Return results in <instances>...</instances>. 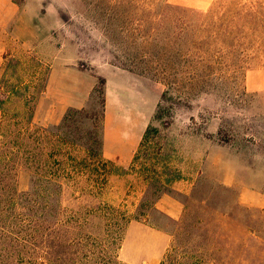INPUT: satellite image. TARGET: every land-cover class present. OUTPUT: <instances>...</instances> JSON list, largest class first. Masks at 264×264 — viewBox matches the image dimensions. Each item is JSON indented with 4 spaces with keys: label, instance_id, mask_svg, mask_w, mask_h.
Masks as SVG:
<instances>
[{
    "label": "rangeland",
    "instance_id": "1",
    "mask_svg": "<svg viewBox=\"0 0 264 264\" xmlns=\"http://www.w3.org/2000/svg\"><path fill=\"white\" fill-rule=\"evenodd\" d=\"M3 1L0 85H18L29 100L14 97L9 117L31 112L36 126L58 124L70 107L91 105L103 76L110 151L126 158L131 144L136 150L149 134L134 163L133 155L103 165L81 145L69 146L77 168L54 163L69 158L47 134L52 157L46 153L48 164L36 179L55 171L61 186L25 198L31 172H18L16 202L0 214V264H264V207L244 202L250 196L241 193H264V26L255 31L244 12L264 0H235L241 13L227 19L239 27L231 37L195 30L187 13L223 0ZM1 117L0 111V127ZM220 128L230 141L220 142ZM230 156L237 184L229 188L221 181ZM199 169L192 188L184 182L174 188L176 176L195 177ZM155 179L167 190L163 195L179 200L178 221L186 211L206 208L199 236L189 229L175 241L163 228L179 226L152 210L133 218L160 185ZM205 196L206 205L200 204ZM246 222L253 235L246 236Z\"/></svg>",
    "mask_w": 264,
    "mask_h": 264
},
{
    "label": "trees",
    "instance_id": "2",
    "mask_svg": "<svg viewBox=\"0 0 264 264\" xmlns=\"http://www.w3.org/2000/svg\"><path fill=\"white\" fill-rule=\"evenodd\" d=\"M238 11L236 10L235 0H223L216 3L213 7H210L207 11L188 10L187 13L191 17L189 20L196 19L197 25L195 30L202 33H207L209 37L214 33H216L219 37H231L230 35L237 31L239 27H236L235 25H233L234 23H231L233 20L228 21L227 19L229 17L230 19H234L237 13H241ZM244 12L246 13L245 16L249 17V19L245 17V22L253 24V28L255 31H258L260 28H262L260 26H264L263 2L256 1L255 3H252ZM221 19H223V22L221 21ZM187 30H194L192 24L190 29L189 23V25L187 26ZM0 86V111L2 112L0 127V214L6 212L7 209L13 206L16 202V200H14L16 195L18 194L16 182L18 172L21 171V169L31 172L29 190L21 193L25 198L31 195H37L38 197V189H43L44 186H46L47 189H51L50 187H53L54 190H57V188L61 186L59 182L55 181V171L52 172L54 177L43 180V182L41 179H36V175H38L39 172L42 173V171H44L45 169L44 167H46L48 164V161L43 159L46 153L48 152V160L52 157V151L50 152L52 147L48 149L45 143L47 141V139L45 138L47 137V134H51L52 137L56 138V140L58 141V146H62L61 152H67L66 157L69 158L67 159V161H54L56 165L66 163L72 168L76 167V165L72 163L75 158H73L71 153L67 151V147L74 144H78L83 147L87 158H93L103 165L111 162V160L106 159L103 155L104 128L106 117L105 77H98V81L91 93L92 100L89 107H70L63 116L61 122L50 127L36 126V124L33 123V115L31 112H28L27 115H25L24 113V115L20 119H18L17 116H15V118L14 116L9 117V111L7 110L9 102H11L14 97L23 99V95L19 93L20 91L18 89V85H6L5 83L4 85L2 84ZM1 88L4 89L2 90ZM97 97L98 109H96L95 111L94 106L95 99ZM165 99L166 92L163 93L162 101H164ZM23 100H25L24 104H27L29 101L27 98ZM160 111L161 105L159 103L156 115L157 118H160ZM5 121L8 124H13L14 126H16V129H13L12 131L7 130V128L4 126ZM86 121H91L88 129L85 128ZM33 125L35 129H32ZM148 134L149 130L147 129L142 138V141L140 142L134 154L133 163L138 161L140 157V149L144 145V142L148 140ZM218 135L220 137V142L225 143L231 140L228 139V137H223L222 128L219 129ZM161 150V147H158L155 151L156 155L161 154ZM154 158L160 159L156 158V156L151 157V159ZM169 172L170 171H168V173ZM106 178L107 177L105 175L103 181H106ZM179 178L180 176L178 175L174 178V180ZM167 181L169 180L165 179L163 182ZM155 182L159 183L160 185L158 186L154 184L156 191H154L151 196H149L148 194L145 195L143 202L140 204V210L137 211L133 218L140 221L143 216L146 217L152 211H154L162 217L170 220L174 226H179V228L176 227L173 230L163 228V230L169 232L175 237V241L176 236L178 234L181 235V231L185 232L187 235H190V231L192 233V231L195 230L197 232V236H199L201 229L204 228L208 223V211L206 210V208H202V210L197 213L186 211L185 217H183L181 222L177 219L172 218L165 212L161 211L156 205L160 197L168 192L166 189H161L163 187V183L161 184V181L159 179H155ZM207 200V196L199 197L198 199L200 204L204 205H206ZM237 207H240V203L238 202L236 203V208ZM144 208H146L147 210L149 208L150 209L148 211H143ZM248 209L246 206L244 210ZM226 214L227 213L223 211V215L226 216ZM123 219L124 216H122L121 220ZM243 224H245V227L249 232L246 236L253 235V233L255 232L254 227H250L249 223L247 222ZM189 239V236H187L186 240L188 241ZM262 245L264 246V241ZM187 247L188 245H181L179 248Z\"/></svg>",
    "mask_w": 264,
    "mask_h": 264
},
{
    "label": "crops",
    "instance_id": "3",
    "mask_svg": "<svg viewBox=\"0 0 264 264\" xmlns=\"http://www.w3.org/2000/svg\"><path fill=\"white\" fill-rule=\"evenodd\" d=\"M3 3L4 4L8 3V0H4ZM12 8L13 10H15L14 5L12 6ZM1 22L2 20L0 19V25H1ZM110 136H112V131L109 128V119H108V114L106 113L105 128H104V145H103L104 157L109 160L118 159L122 162H126L129 158H131L135 154L137 149L136 150L134 149V146H135L134 142L133 144H131L129 154L126 158H121L120 155L111 152L110 149L108 148V141L110 139ZM228 158L230 159V162L232 163H231V166H228L227 171L225 172L221 182L225 186L232 187L237 184V181H236L237 161L232 156ZM199 173H200V169L197 171V174L195 175V177L194 176L192 177L190 175L187 176L185 174L183 176H180L179 179H176L174 188H176L177 190H181L180 184L181 183L183 184V182L186 183L189 188H192ZM243 191H244V194H247L250 196V199H246V200L244 199V202H247L249 205L264 207V193L263 192L255 191V190L248 189V188H243V190H241V193H243ZM162 202L164 203L163 205L160 206ZM156 205L161 211L165 212L166 214H168L174 219H177L178 217H180L182 213V206L179 200L169 195L167 197L166 195H162L160 199L157 201Z\"/></svg>",
    "mask_w": 264,
    "mask_h": 264
}]
</instances>
